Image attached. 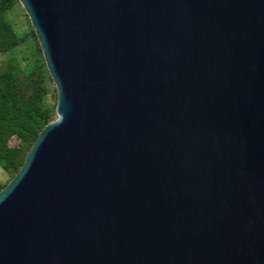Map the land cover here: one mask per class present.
Masks as SVG:
<instances>
[{"label":"water","instance_id":"95a60500","mask_svg":"<svg viewBox=\"0 0 264 264\" xmlns=\"http://www.w3.org/2000/svg\"><path fill=\"white\" fill-rule=\"evenodd\" d=\"M19 2L57 118L0 264H264V0Z\"/></svg>","mask_w":264,"mask_h":264},{"label":"trees","instance_id":"16d2710c","mask_svg":"<svg viewBox=\"0 0 264 264\" xmlns=\"http://www.w3.org/2000/svg\"><path fill=\"white\" fill-rule=\"evenodd\" d=\"M19 0H0V54L8 57L0 68V168L9 176L0 190L18 173L40 131L57 118V94L42 48L29 20L20 33L9 18ZM31 51L18 49L32 37Z\"/></svg>","mask_w":264,"mask_h":264},{"label":"rangeland","instance_id":"374dc122","mask_svg":"<svg viewBox=\"0 0 264 264\" xmlns=\"http://www.w3.org/2000/svg\"><path fill=\"white\" fill-rule=\"evenodd\" d=\"M9 18L13 22L15 28L20 33H25L28 31L29 28V20L26 16V12L23 9L22 5L19 3L17 4L8 14ZM35 44V39L30 37L27 42L23 45H21L18 49V53L23 54L27 53L28 51H31V46ZM8 57L7 54H0V68L2 62ZM57 94V91H56ZM9 176L6 174V172L0 168V180L2 182H6L8 180Z\"/></svg>","mask_w":264,"mask_h":264}]
</instances>
